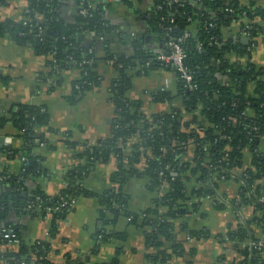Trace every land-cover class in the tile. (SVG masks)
<instances>
[{
  "label": "trees",
  "instance_id": "trees-1",
  "mask_svg": "<svg viewBox=\"0 0 264 264\" xmlns=\"http://www.w3.org/2000/svg\"><path fill=\"white\" fill-rule=\"evenodd\" d=\"M27 1L20 20L0 19V38L7 37L18 44L30 43L37 55L46 58L45 67L49 69L50 78L59 77L58 73L62 71L78 69L80 75L72 83L70 102L100 85L102 77L96 70L99 62L110 64L116 72L109 87L114 116L111 135L93 144H79L72 141L69 134H61L63 146L73 150L81 146L82 151L75 154L79 164L64 177L65 187L56 196H48L40 186L31 189L27 186L28 181L47 174L41 165L43 156L36 152L39 145L35 146V142L44 144L46 151L54 149L42 129L60 135L49 128L45 107L19 104L0 112V130L11 124L22 140L21 149L6 151L23 161L20 172L2 182L5 189L0 193V245L5 243L1 230L10 228L17 238L18 250H0V264H53L48 260V241L25 245L20 229L7 222L10 213L49 215L48 232L54 237L59 221L83 199L98 201L99 215L106 226L115 225L119 217H124L129 219V224L146 228L145 247L154 250L145 255L146 264H167L172 257L183 258L185 250L180 243L173 244L169 253L162 248L164 243L174 240V222L185 213L197 210V204L188 206L191 198L207 197L213 200L215 208H222L217 182L230 180V172L237 173L238 179L234 180L239 183L237 198L230 205L235 210L252 206L253 217L236 230H229L226 237L235 246L248 240L256 241L250 226L256 225L264 231V153L259 150L264 138V70L249 60L240 62L242 58L250 59L248 47L223 41L221 30L233 20H239L241 30L254 39L264 31V9L255 8L251 0H247L248 4L238 0H153L144 23L163 47L169 39H181L183 63L192 77L191 84L195 85L189 89L174 69L154 61L163 51L153 52L144 44L143 38V41L130 38L128 31L117 30V25L105 15V0H82V4L81 0H74L77 17L72 24L65 23L59 15L60 0ZM6 3L7 0H0V8ZM88 5L91 8L87 9ZM83 10L85 15L81 14ZM80 33L88 38L78 42L75 37ZM128 39L132 47L130 56L111 49L113 40ZM147 62L148 68L145 67ZM158 68L175 73V94L182 101L184 113L191 115L190 120H185L179 110L145 118L141 113V102L126 97L134 77ZM58 84L57 81L51 89ZM172 98L171 92L156 96L159 101H171ZM189 146L194 147V156L187 162L183 157ZM244 152L250 155L247 166L243 160ZM110 157L117 161L111 174L112 186L100 193L88 190L84 179L97 164L107 163ZM141 157H145L146 162L142 172L136 168ZM160 172L162 176H159ZM186 173L199 184L190 192H187L183 178ZM130 178H147L149 190L154 192L165 183L152 207L138 215L127 210L128 196L122 191L124 182ZM260 198H263L262 202ZM186 233L196 240L209 235L205 230H187ZM99 235L91 255L97 253L102 243L112 239L122 242L126 238L125 232L107 229L96 237ZM121 251L117 248L112 260L101 264H119L117 258ZM241 253L245 257L243 264H264L263 255L249 250L246 245ZM188 255L192 257L194 251L190 250ZM86 260L66 256L61 264H88Z\"/></svg>",
  "mask_w": 264,
  "mask_h": 264
},
{
  "label": "crops",
  "instance_id": "crops-1",
  "mask_svg": "<svg viewBox=\"0 0 264 264\" xmlns=\"http://www.w3.org/2000/svg\"><path fill=\"white\" fill-rule=\"evenodd\" d=\"M241 4H248L247 0H238ZM255 8L264 9V0H251ZM27 0H7L5 6L0 8V19H21ZM105 15L108 20L117 25V30L128 31L129 37L144 39V44L153 52H166V47L155 38L152 30L146 27L145 19L153 6V0H105ZM59 15L61 19L72 24L77 17V8L74 0H60ZM263 26V24H259ZM264 27V26H263ZM222 40L232 43H242L246 37L250 52V59L242 58L240 62L251 63L260 66L264 70V31L251 39L247 33L241 30V21L233 20L229 26L221 30ZM149 36V38H148ZM131 38V37H130ZM148 38V39H146ZM82 42V41H81ZM111 49L120 55L132 54L131 40H113ZM234 56L231 57L233 61ZM46 58L35 53L30 43L18 44L10 38H0V112H6L19 104H34L45 107L49 115V128L60 135H54L43 128L42 132L54 144V149L46 151L44 144H39L36 152L42 157L41 165L47 171L45 176L28 181L31 189L40 186L48 196H56L65 187L66 173L79 164L75 154L82 151L81 146L75 150L63 146L61 134H69L71 140L77 143L94 142L108 138L111 135V121L114 116V107L110 101L109 87L116 76L115 70L106 62H99L97 72L101 75V83L84 95L77 96L75 102H70L72 95V83L78 80L80 72L72 69L67 72H59V77L48 76L49 69L45 67ZM220 78V77H219ZM58 86H55L56 82ZM5 82V83H4ZM175 73L166 68L150 69L131 81V87L126 92L130 100L140 101L141 113L145 118H151L154 114L168 113L179 110L185 120H190L191 115L184 113L182 101L175 94ZM171 92V101H159L157 94ZM201 122H207L201 118ZM0 137L5 140L0 144V177L17 175L22 169L23 162L18 156H11L8 150H19L22 140L11 124L5 125L0 130ZM9 139L10 141H7ZM259 150L264 153V138L261 140ZM194 147L189 146L184 161H192ZM243 160L247 166L250 163V155L244 152ZM145 157H141L136 168L142 172L145 168ZM115 157H110L107 163L97 164L84 179V185L92 192L100 193L112 186L111 174L116 169ZM4 175V176H3ZM187 192L199 187L194 177L183 175ZM3 181H0V193L3 192ZM7 186V185H6ZM239 184L234 180H220L217 182V194L222 196L223 207L215 208L212 199L198 200L191 198L188 206L197 204L196 211H189L174 222V240L164 243L163 249L169 253L175 243L182 244L185 250L183 258L172 257L167 264H243L245 257L241 250L245 244L235 246L228 241L226 235L229 230H236L241 225L249 222L253 217L252 206H244L235 210L230 205L237 198ZM122 191L128 196L127 210L132 214H141L152 207V202L162 194L161 189L151 191L147 178H130L122 186ZM103 210V209H102ZM101 208L96 199H83L73 206L63 220L58 223L57 233L54 237L49 235L50 217L22 216L10 213L7 222L19 228L22 232L21 241L25 245L44 240L49 243L48 260L53 264H61L66 256L73 259L80 258L88 264L108 263L115 255L117 248H121L118 255L119 264H146L145 255L153 253L144 244L146 228L129 224V219L119 217L115 225L106 226L100 218ZM107 218H110L108 215ZM182 227L189 231H207L208 237L203 239H191ZM107 229L118 233L125 232L124 241L110 240L102 243L95 255L91 251L95 247L96 235ZM252 238L264 242V231L251 225ZM9 249L17 251V243L0 245V250ZM190 250L194 251L191 257ZM264 257V255H263ZM29 264H34L33 262Z\"/></svg>",
  "mask_w": 264,
  "mask_h": 264
},
{
  "label": "built area",
  "instance_id": "built-area-1",
  "mask_svg": "<svg viewBox=\"0 0 264 264\" xmlns=\"http://www.w3.org/2000/svg\"><path fill=\"white\" fill-rule=\"evenodd\" d=\"M173 1L176 2V0H173ZM82 2L83 1L81 0V4H82ZM89 8H91V5L87 6V9H89ZM81 14L85 15L86 11L85 10L81 11ZM38 30L40 31L39 28H38ZM165 46L167 48L166 52L158 54L155 57L154 61L159 62L160 64H162L164 66H170L172 69H174L178 73L179 78L185 82V85L189 89L195 88V85L191 84L192 77L188 74V72L184 66V63H183L185 56H184L183 49L181 47V39H175V40L169 39L167 41V43L165 44ZM149 66H150V64H149V62H147L145 64V67L148 68ZM7 141H10V140L7 139ZM165 168L167 169L168 167H165ZM159 176H162V172L159 173ZM229 176H230V180L238 179V175L236 172H232V173L230 172ZM7 178L8 177H6V176L0 177V181L6 180ZM220 180H223V179H220ZM164 186H165V183H163V185L160 187V189L164 188ZM198 200H202V199H198ZM219 200H220V202H222L221 199H219ZM259 201L262 202L263 198H260ZM71 204L73 205V202H71ZM56 210L57 209H54V211H56ZM1 234H2V239L5 242V245L17 243V238H16L15 234L13 233L12 229H10V228L2 229ZM245 245L249 248V250L258 251V252H260V254L264 255V242L263 241L248 240V241H246Z\"/></svg>",
  "mask_w": 264,
  "mask_h": 264
},
{
  "label": "water",
  "instance_id": "water-1",
  "mask_svg": "<svg viewBox=\"0 0 264 264\" xmlns=\"http://www.w3.org/2000/svg\"><path fill=\"white\" fill-rule=\"evenodd\" d=\"M87 38H88L87 35L80 33V34H78V35L75 37V40H77L78 42H81V41H83L84 39H87ZM148 38H149V36H148ZM148 38H146V39H148ZM248 41H249V39L245 37V38L242 40V44L247 45ZM161 46H162V45H161ZM162 47H163V46H162ZM162 53H165V52H162ZM4 140H5L4 137H0V144H2ZM38 145H39V143H38V142H35V146H38ZM2 189H5V186H2Z\"/></svg>",
  "mask_w": 264,
  "mask_h": 264
}]
</instances>
